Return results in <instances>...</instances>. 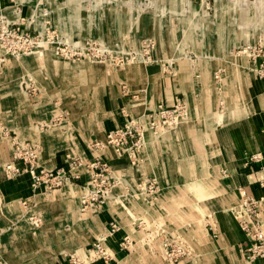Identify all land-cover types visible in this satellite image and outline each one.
Segmentation results:
<instances>
[{"label":"crops","instance_id":"0c3cea01","mask_svg":"<svg viewBox=\"0 0 264 264\" xmlns=\"http://www.w3.org/2000/svg\"><path fill=\"white\" fill-rule=\"evenodd\" d=\"M193 46L202 47L196 43ZM189 61L184 63L188 64L189 73L183 76L180 72L169 76L142 73L137 75L139 83L134 85L133 73L128 74L129 85L120 94L119 103L110 95L108 103L103 101L104 106L95 103L92 108L80 107V99L78 108H72L66 100L58 104L47 87L39 88L29 98L19 87L3 85V73L0 74V264H69L70 255L85 259L92 253V241L104 233L111 219L121 226L105 241L113 264H264V258L249 261L242 251L229 249L230 243L245 238L225 216L220 215L217 238L206 232L181 230L179 238L193 247L192 256L199 255L198 260L188 254L167 262L158 242L131 225L134 215L144 214L148 206L130 199L129 194L135 191L140 177L156 176L162 189L158 197L162 208L163 204L167 206L166 200L177 203L178 193H198L204 195L199 198L203 205L209 201L217 209L237 200L238 188H244L262 200L260 216L264 227V169L260 163L249 167L243 163L247 153L258 152L264 164V80L243 74L242 79H248L250 87L240 89L238 99L220 113L215 106L216 95L221 92L224 96L226 84L218 92L211 76L203 73V66L210 63L200 58ZM194 70L199 72L198 88L194 87ZM149 78L156 83L145 84ZM245 91L252 95L250 104L242 100ZM178 98H184L188 104L187 120L155 142L148 140L136 166L115 156L108 146H92V142H103L106 132L122 123V106L125 113L144 124L146 114L159 102L170 106ZM15 143L38 145V165L48 170L66 166L67 152L90 160L101 157L115 177L104 205L80 211V197L89 179L86 169L77 168L81 177L60 186L48 182L34 186L30 173L23 168L8 172L5 165ZM170 219L174 227L180 226V218ZM124 235L132 240L130 249L118 245Z\"/></svg>","mask_w":264,"mask_h":264},{"label":"rangeland","instance_id":"374dc122","mask_svg":"<svg viewBox=\"0 0 264 264\" xmlns=\"http://www.w3.org/2000/svg\"><path fill=\"white\" fill-rule=\"evenodd\" d=\"M6 22L17 31L10 36L0 27V37L1 34L4 37L0 39V74L3 73V85H15L29 98L35 92L38 93L39 88L45 90L47 87L54 95V102L59 104L60 100H66L72 108H78L77 99L81 100L80 107L92 108L95 103L104 106L103 101L108 103L110 95L112 100L116 98L119 103L120 94L124 93L129 85L128 74L133 73L134 81H130L134 85L139 83L137 75L142 73H161L163 76H169L174 72H180L183 76L184 73H189V66L184 63L197 58L206 59L210 63L203 66V73L211 76L218 92L222 85L226 84L223 87L228 93L224 90V96L221 92L216 95L215 106L220 113L224 107L238 99L242 94L240 89L250 87L249 80L246 82L242 79L243 74H251L264 80L256 69L259 64L264 65V0H0V26L2 24L5 26ZM175 26L177 31L174 29ZM11 40L13 43L18 42L14 50L11 49L13 48ZM195 43L202 47L193 46ZM260 47L261 51L258 52ZM194 73L196 75L193 80L194 87L198 88L199 72L194 70ZM222 79L225 80L224 84H221ZM153 83L156 81L151 78L145 81V84ZM246 83L248 84L245 85ZM97 85H100V88H97ZM248 92H244L242 100L250 104L252 95ZM178 101L183 102L181 113L176 112L172 119L161 122L153 129L145 122L146 128L141 131L143 143L136 151L133 150L131 155L125 153L124 156L117 157L125 159L130 166H136L140 162L143 149L148 146V140L155 142L157 138L185 122L189 108L184 98H178L170 106L159 102L146 114L145 120L147 121L148 114L157 110L160 105L173 108ZM119 112L123 117L122 123L106 132L103 142H92L94 148L104 145L113 150L106 141L107 134L111 130L123 127L127 119L139 120L144 125L139 118L125 113L124 106ZM62 117L66 118L65 115ZM15 144L24 147L23 151H27V157L31 151L36 150L37 162L40 151L38 145ZM14 147L16 145L12 148ZM255 153H247L244 157L243 163L245 162L246 167L251 165L250 156ZM67 156L84 160L78 168L86 169L89 179L81 197L85 195L86 199L91 200L88 194L92 188L94 190L91 176L93 166L90 165L93 160L71 152H67L65 160ZM97 160L106 163L107 176L105 173V181L99 182L106 192L99 201H93L88 207L103 206L110 188L114 185L115 177L111 176L108 162L99 156L95 157L93 162ZM19 161L20 159L17 162ZM262 161L263 159L260 161L261 164ZM20 163V168L24 169L26 165ZM26 164L28 166V163ZM78 174L81 177L79 171ZM147 178H154L157 181L156 190L148 192L138 187V183ZM239 189L237 200L217 209L211 207L209 201L207 205H203L199 198L204 195L198 193L188 195L178 193L177 203L171 204L172 201L166 200L168 204L167 206L163 204L162 208V204L159 203L162 200L158 201L159 195L162 194L158 178L142 176L136 182L135 191L129 196L130 199L139 201L140 205L142 202L145 203L148 208L144 206L147 208L144 209V214L134 215L131 225L136 231L147 235V238L156 240L162 250L174 248L178 254L174 261L188 254L190 258L198 260L200 258L198 254L192 256L193 247L179 238V236L182 238L181 230L184 229L186 233L206 232L217 238L220 233L221 215V218L225 216L232 220L240 236L245 238L242 242L230 243L229 249L242 251L246 237L238 222V210L242 203ZM246 196L252 195L246 191ZM257 200L261 218L262 200ZM182 202L184 206L180 205ZM87 208L80 211L83 212ZM171 216L181 219V223H178L180 226L174 227L169 223ZM112 224H116L119 229L111 231ZM262 228L264 231L263 222ZM120 229L117 220H109L104 233L97 236L92 244L100 241L109 252L105 244L106 238ZM118 245L121 249H130L132 240L129 235L121 236ZM243 255L249 261L255 260L247 258L244 253ZM111 258L113 262L112 255Z\"/></svg>","mask_w":264,"mask_h":264},{"label":"built area","instance_id":"2783aa9c","mask_svg":"<svg viewBox=\"0 0 264 264\" xmlns=\"http://www.w3.org/2000/svg\"><path fill=\"white\" fill-rule=\"evenodd\" d=\"M13 23V22H12ZM10 23L6 22L5 26L3 24L0 26L3 32L12 36L17 31ZM12 25V24H11ZM2 32V33H3ZM3 34H1L0 39H3ZM11 49H15L18 46V42L13 43ZM31 43V41H30ZM261 51V47L258 48V52ZM256 69L258 70L260 76L264 77V65L259 64ZM183 110V102L178 101L173 108L160 105L159 108L152 113L148 114L146 124L150 129L157 127L161 122H166L168 119H172L176 112L181 113ZM146 128V125H142L139 120H129L125 121L123 127L116 128V130H111L107 134V143L113 148L116 156L122 157L125 153L129 155L132 154L133 150H137L142 142V130ZM12 148L10 153V161L5 165V169L8 172H19L20 166L17 162H22L25 164L24 170L30 173L33 180V185L37 186L40 182H48L52 186H60L64 182L74 181L80 176L75 169H77L80 164L84 161L78 157L67 156L66 166L58 168L56 170H48L44 168H39L36 162V150L29 153L27 157V151H23L24 147H19V145ZM98 145V143H96ZM262 157L261 154L255 153L250 156L251 164L260 163ZM15 160V163H13ZM135 160V159H134ZM133 160V162H134ZM88 161V160H87ZM94 161V160H93ZM87 162L90 164L93 171L91 176L93 178V188L90 190L89 197L91 200L86 199L85 195L80 198L81 209L84 210L93 201H99L100 197H103L106 190H103L99 182H104V174L107 171L106 163L97 160L95 162ZM28 163V166L27 164ZM245 163V162H244ZM261 164V163H260ZM261 168L264 169V164H261ZM108 172V171H107ZM107 176V173H106ZM104 177V178H103ZM108 179L110 176L108 174ZM138 187L141 190H146L148 192L154 191L157 188V181L154 178H147L138 183ZM94 193V194H93ZM239 193L242 197V203L240 204V210H238V222L241 230L245 234L246 240L243 243L242 252L246 254L249 259L264 258V231L262 228V221L259 217V203L258 200L253 196H246V191L244 188L239 189ZM93 194V195H92ZM112 230L115 231L119 229L116 224H112ZM127 241V240H126ZM130 241H128L129 243ZM171 246V244H169ZM91 255L86 259H81L76 255L68 256L69 264H113L110 253L101 244L100 241H96L91 246ZM174 248H164L163 255L164 258L170 262H174V258L178 256L175 253ZM176 261V259H175Z\"/></svg>","mask_w":264,"mask_h":264},{"label":"bare ground","instance_id":"6f19581e","mask_svg":"<svg viewBox=\"0 0 264 264\" xmlns=\"http://www.w3.org/2000/svg\"><path fill=\"white\" fill-rule=\"evenodd\" d=\"M217 74V73H216ZM216 76V75H215Z\"/></svg>","mask_w":264,"mask_h":264}]
</instances>
